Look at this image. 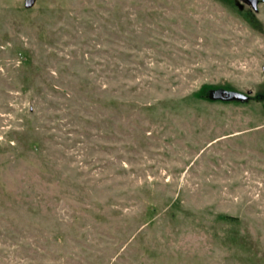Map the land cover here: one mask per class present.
<instances>
[{"label":"rangeland","instance_id":"374dc122","mask_svg":"<svg viewBox=\"0 0 264 264\" xmlns=\"http://www.w3.org/2000/svg\"><path fill=\"white\" fill-rule=\"evenodd\" d=\"M24 1L0 0V264H264V0Z\"/></svg>","mask_w":264,"mask_h":264},{"label":"water","instance_id":"95a60500","mask_svg":"<svg viewBox=\"0 0 264 264\" xmlns=\"http://www.w3.org/2000/svg\"><path fill=\"white\" fill-rule=\"evenodd\" d=\"M246 5L251 6V8L254 11H258V5L260 3V0H240ZM37 0H25L24 1V9L30 10L32 9ZM210 97L212 99L222 100V101H246L248 100V96L237 92V91H231L226 89H215L210 92Z\"/></svg>","mask_w":264,"mask_h":264},{"label":"trees","instance_id":"16d2710c","mask_svg":"<svg viewBox=\"0 0 264 264\" xmlns=\"http://www.w3.org/2000/svg\"><path fill=\"white\" fill-rule=\"evenodd\" d=\"M200 96L203 97V95H200ZM226 219H227V220H229V219L232 220V219H234V218H232V217H231V218H230V217H226Z\"/></svg>","mask_w":264,"mask_h":264}]
</instances>
